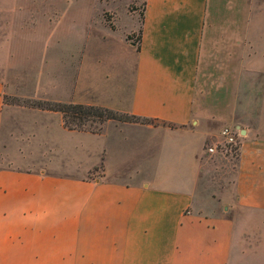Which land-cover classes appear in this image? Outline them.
<instances>
[{
    "label": "crops",
    "instance_id": "1",
    "mask_svg": "<svg viewBox=\"0 0 264 264\" xmlns=\"http://www.w3.org/2000/svg\"><path fill=\"white\" fill-rule=\"evenodd\" d=\"M8 14L0 7V20ZM256 14L264 11L252 0H142L134 61L126 71L112 65L93 105L165 125L109 121L90 134L67 131L59 116L63 130L97 139L98 163L53 169L9 154L0 167V264H264ZM243 105L247 127L231 125L244 131L231 200L200 202L202 146L218 141L211 126L230 124ZM2 107L0 84V116Z\"/></svg>",
    "mask_w": 264,
    "mask_h": 264
},
{
    "label": "rangeland",
    "instance_id": "2",
    "mask_svg": "<svg viewBox=\"0 0 264 264\" xmlns=\"http://www.w3.org/2000/svg\"><path fill=\"white\" fill-rule=\"evenodd\" d=\"M252 2L257 12L264 11V0ZM141 3L142 0H0V7L9 12V20H0V167L9 166L12 160L30 166L44 162L63 170L98 163L97 139L63 130L58 113L23 104L59 101L93 105L94 96L98 99V93L108 84L105 76L112 65L126 71L134 61ZM255 18L258 41L264 38V15L256 14ZM108 27L115 28L114 33ZM257 48L263 49V45ZM247 110V106H240L230 124L211 126L218 131V141H205L202 146L197 200H231L238 150H217L212 154L204 150L220 141L221 127L240 121L244 125L240 128H246ZM41 126H49L48 131H39L35 140L26 143ZM17 148L22 159L16 157Z\"/></svg>",
    "mask_w": 264,
    "mask_h": 264
},
{
    "label": "trees",
    "instance_id": "3",
    "mask_svg": "<svg viewBox=\"0 0 264 264\" xmlns=\"http://www.w3.org/2000/svg\"><path fill=\"white\" fill-rule=\"evenodd\" d=\"M140 38V28L137 31V43ZM137 50V47H136ZM28 103V102H26ZM42 111L58 113L60 116L61 126L67 131L88 132L90 134H100L106 122L114 123H137L141 125L156 126L157 124L165 125L163 122L141 118L134 115L119 113L97 105H84L77 103L33 101L28 104ZM16 105H20L16 103ZM173 128L172 125L166 124ZM102 163L97 168H101Z\"/></svg>",
    "mask_w": 264,
    "mask_h": 264
},
{
    "label": "built area",
    "instance_id": "4",
    "mask_svg": "<svg viewBox=\"0 0 264 264\" xmlns=\"http://www.w3.org/2000/svg\"><path fill=\"white\" fill-rule=\"evenodd\" d=\"M220 141L214 146H206L205 152L208 154L222 151L236 152L239 145V132L234 126H223L219 130Z\"/></svg>",
    "mask_w": 264,
    "mask_h": 264
},
{
    "label": "water",
    "instance_id": "5",
    "mask_svg": "<svg viewBox=\"0 0 264 264\" xmlns=\"http://www.w3.org/2000/svg\"><path fill=\"white\" fill-rule=\"evenodd\" d=\"M236 129L239 130L238 127H236ZM239 134H240V135H244V131H243V130H239Z\"/></svg>",
    "mask_w": 264,
    "mask_h": 264
}]
</instances>
